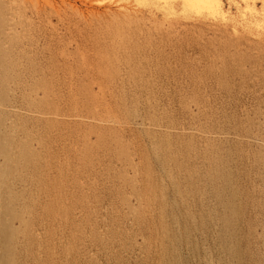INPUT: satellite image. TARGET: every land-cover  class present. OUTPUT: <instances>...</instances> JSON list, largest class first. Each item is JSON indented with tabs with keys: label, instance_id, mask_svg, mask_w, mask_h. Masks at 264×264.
Instances as JSON below:
<instances>
[{
	"label": "rangeland",
	"instance_id": "obj_1",
	"mask_svg": "<svg viewBox=\"0 0 264 264\" xmlns=\"http://www.w3.org/2000/svg\"><path fill=\"white\" fill-rule=\"evenodd\" d=\"M261 140L264 0H0V264H264Z\"/></svg>",
	"mask_w": 264,
	"mask_h": 264
},
{
	"label": "bare ground",
	"instance_id": "obj_2",
	"mask_svg": "<svg viewBox=\"0 0 264 264\" xmlns=\"http://www.w3.org/2000/svg\"><path fill=\"white\" fill-rule=\"evenodd\" d=\"M9 2L10 3H14V0H9ZM15 110V109H14ZM109 124H111V125H114L115 123H110V122H108ZM150 126H151V124H150ZM149 126V127H150ZM121 127V126H120ZM152 127V126H151ZM154 129H157V127H153ZM195 129H198V128H195ZM189 132V131H188ZM192 133H196L199 137H202V138H208L209 136L207 135V134H205L203 131H200V130H195V131H193ZM260 144H261V146H263L264 147V140H261L260 141Z\"/></svg>",
	"mask_w": 264,
	"mask_h": 264
}]
</instances>
